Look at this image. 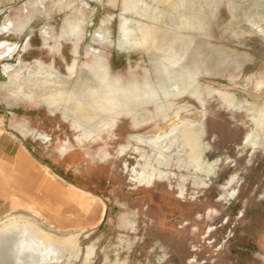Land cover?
Here are the masks:
<instances>
[{
  "label": "rangeland",
  "instance_id": "374dc122",
  "mask_svg": "<svg viewBox=\"0 0 264 264\" xmlns=\"http://www.w3.org/2000/svg\"><path fill=\"white\" fill-rule=\"evenodd\" d=\"M172 56L202 104L151 99ZM112 97L152 119L88 140L67 114L95 127ZM0 123V232L37 225L50 264H264V0H0Z\"/></svg>",
  "mask_w": 264,
  "mask_h": 264
},
{
  "label": "bare ground",
  "instance_id": "6f19581e",
  "mask_svg": "<svg viewBox=\"0 0 264 264\" xmlns=\"http://www.w3.org/2000/svg\"><path fill=\"white\" fill-rule=\"evenodd\" d=\"M33 18H34V16H31L27 20V25L32 22ZM25 27H26V25L22 27L23 30ZM124 28H125V26H124ZM65 33H66L65 34L66 36H69L68 35L69 33H67V30ZM128 35L129 34L127 33V31L125 29L123 31L122 39L119 40V42L117 43V49H119L120 51H131L130 50L131 48L129 47L130 45L128 46L127 42L125 41L127 39L126 37ZM135 49H137V47ZM171 58H172V61L176 60L173 56ZM177 61L176 62L175 61L170 62L171 64H174L176 66V68L170 69L169 71H167L166 75H164L163 77L160 78L161 81L160 80L159 81L161 83H160V85L158 84L159 87L157 86L158 89H156V91H154L153 95L151 94V96H152L151 99L154 102L155 101H162L164 99L167 101V104L170 107H174L172 103H170V104L168 103V101L170 99H177L180 97L189 96V97L195 99L199 104H202L203 103L202 95H201V92H200L198 86H196V77H198L200 75V72L194 71L193 69L191 70L190 67H188V66H183V67L178 68L176 65ZM108 64H109V62H108ZM41 70L44 72V74L48 71V69H46L45 67H42ZM160 74H161V72H160ZM87 86H89V85H87ZM145 87L149 90L155 89L154 85L149 80H147L145 82ZM95 90H97V89H95ZM84 92L86 93V91H84ZM104 93L108 95L111 93V91L104 89ZM95 94H93V95H95ZM99 96L101 97V95H99ZM117 96H119V95H117ZM113 97H112V100L114 102V106L112 108H110V110H108L107 112L105 110L106 114H108L109 116L103 118L102 120H98L95 127L93 126L94 128L91 127L93 125L91 123V121L83 122L82 120H78L76 117L73 116L72 112H70L71 114H67L68 118L71 119L75 124H77L80 127L82 126L85 128V133H86L85 136L88 140H91L92 138L100 135L102 130L104 129V127L114 125L115 122H118L120 118H122L124 116H128V115L132 116L134 113H136L140 109H145V113H143V117L139 118V120L136 119L135 124L137 127L139 125H142V123H146L150 119H152L153 115L151 113H149V111H148L149 108L147 106L146 107L143 106V100L141 97H140V99H135V98L131 99L130 98V99H125L123 101L121 99L119 100L118 98H113ZM100 102H98V103L100 104ZM93 104H95V103H93ZM101 105H102V103H101ZM106 106L107 105H105V107ZM63 108H65V107H63ZM161 112L167 113L166 106H162ZM75 115H77V114L75 113ZM110 117H111V119H110ZM103 120L107 122L106 125H104V126L102 124L104 122ZM86 125H88V126H86ZM34 132L37 135L41 136L42 138H46V140H48L47 135H44L42 133H38L35 130H34ZM201 135H202V132H200V136ZM149 146H150V144H149ZM150 147H152V146H150ZM63 149L66 151V148H63ZM205 168L208 169V172L206 174V175H208L211 172V168H210L209 163H207L205 165ZM158 175L159 176L156 178V175L150 174L147 177V179H148L147 182L152 183L154 181V179H158V180L162 179L164 176V173L159 172ZM202 179H203V177H202ZM195 182L197 183V181H195ZM89 195L91 196V194H89ZM56 246H57V244L53 240H51L49 237H47L46 235L41 233V231L39 230L37 225L30 223V222L14 223V224H11V225L5 227V229L2 232H0V264H50L52 262L56 263V262H59L61 259L60 257L57 258V256L54 253V250H56Z\"/></svg>",
  "mask_w": 264,
  "mask_h": 264
},
{
  "label": "crops",
  "instance_id": "0c3cea01",
  "mask_svg": "<svg viewBox=\"0 0 264 264\" xmlns=\"http://www.w3.org/2000/svg\"><path fill=\"white\" fill-rule=\"evenodd\" d=\"M0 124H3V123H0ZM32 131L33 130H31V131L30 130L29 131L24 130L23 132L27 133V134H33ZM34 135H36V134H34ZM22 148L26 149L24 146H22ZM23 156H26L24 151H20L18 154V158H21ZM46 169H48V168L46 167ZM50 178L51 179H48V180H50V182H52V181L55 182V177L53 175H51ZM43 182H44V184H47V180H44ZM50 182H48V183H50ZM55 188L57 190V187H55ZM85 193L87 194V192H85ZM11 199H12L13 210H15L19 206L28 208L30 211H35V212L45 210L46 204H44V202H41L40 199H38V198H36V199L31 198V197L22 198V197L13 193V194H11Z\"/></svg>",
  "mask_w": 264,
  "mask_h": 264
}]
</instances>
